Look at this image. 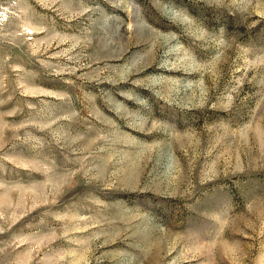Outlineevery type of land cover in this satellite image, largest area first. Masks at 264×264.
Wrapping results in <instances>:
<instances>
[{
  "label": "rangeland",
  "instance_id": "rangeland-1",
  "mask_svg": "<svg viewBox=\"0 0 264 264\" xmlns=\"http://www.w3.org/2000/svg\"><path fill=\"white\" fill-rule=\"evenodd\" d=\"M0 264H264V0H0Z\"/></svg>",
  "mask_w": 264,
  "mask_h": 264
}]
</instances>
